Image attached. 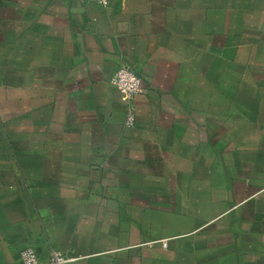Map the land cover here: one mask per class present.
<instances>
[{
    "label": "crops",
    "instance_id": "crops-1",
    "mask_svg": "<svg viewBox=\"0 0 264 264\" xmlns=\"http://www.w3.org/2000/svg\"><path fill=\"white\" fill-rule=\"evenodd\" d=\"M26 248L264 264V0H0V264Z\"/></svg>",
    "mask_w": 264,
    "mask_h": 264
},
{
    "label": "built area",
    "instance_id": "built-area-1",
    "mask_svg": "<svg viewBox=\"0 0 264 264\" xmlns=\"http://www.w3.org/2000/svg\"><path fill=\"white\" fill-rule=\"evenodd\" d=\"M98 5L106 6L109 0H89ZM112 84L118 89L120 93L131 99L135 95L143 91V84L141 78L130 66L123 65L114 74ZM126 125H133L132 112L127 114ZM21 261L23 264H41L36 252L31 248H26L20 252ZM73 258L66 256L57 250H51L48 255L46 264H66L72 261Z\"/></svg>",
    "mask_w": 264,
    "mask_h": 264
}]
</instances>
